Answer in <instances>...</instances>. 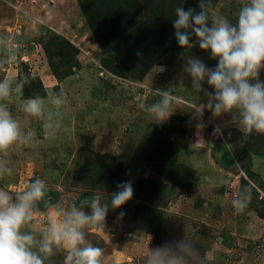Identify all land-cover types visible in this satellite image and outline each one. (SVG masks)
<instances>
[{
  "label": "rangeland",
  "instance_id": "1",
  "mask_svg": "<svg viewBox=\"0 0 264 264\" xmlns=\"http://www.w3.org/2000/svg\"><path fill=\"white\" fill-rule=\"evenodd\" d=\"M162 1L159 14L167 17L172 2ZM198 2L178 0L177 6L199 12ZM245 2L211 0L210 15L235 22ZM173 21L166 22L169 29ZM0 39L10 40L18 53L0 68V79L28 78L23 95L9 102L14 116L23 118L20 107L27 98H46L61 88L68 97L55 138L45 137L42 122L32 119V146L14 148L5 157L13 175L0 181V187L15 195L37 178L48 185L47 206L41 203L34 216L38 226L54 218L58 208L81 206L92 194L108 203L118 183L131 181L133 198L120 209H109L103 230L89 232L88 240L104 250L103 264H146L150 249L183 239L185 232L202 253H210L211 264H264V147L252 136L243 137L230 115L211 120L205 110L206 127L198 132L192 110L207 97L193 93L190 77L181 75L184 60L179 54L184 49L167 52L146 74H131L123 66V75H116L103 65L107 52L77 0H0ZM188 55L210 68L218 63L198 44ZM160 66L166 70L159 71ZM260 79L264 81V70ZM169 87L175 97L173 114L162 124L176 122L186 131L177 167L137 159L147 132L149 137L164 134L151 130L162 124L150 123L140 104L158 102V91ZM204 87L213 91L207 83ZM249 186L251 201L236 215L232 196ZM146 208L162 215L160 245L147 232L153 221L140 214ZM120 212L125 216L118 221ZM46 264H62V257Z\"/></svg>",
  "mask_w": 264,
  "mask_h": 264
},
{
  "label": "clouds",
  "instance_id": "2",
  "mask_svg": "<svg viewBox=\"0 0 264 264\" xmlns=\"http://www.w3.org/2000/svg\"><path fill=\"white\" fill-rule=\"evenodd\" d=\"M211 0H199V12L194 8L177 7L173 27L184 60L181 75L191 79V91L207 97L206 103L192 110L198 132L206 127L205 110L211 120L225 115L232 117L244 136L253 134L264 137V0H246L235 13V22L228 17L213 19L210 15ZM211 20V26L209 21ZM193 35L196 40L193 42ZM199 45L210 59L217 60L214 68L201 59L188 55V50ZM10 40L0 39V68L12 63L17 55ZM164 66L159 71H165ZM28 78L0 79V181L13 175L5 158L14 148L32 146L34 132L29 127L32 119L42 122L44 136L55 138L61 128L63 108L68 103L66 92H49L23 100L20 111L23 118L13 115L9 102L22 96ZM213 89L208 91L204 84ZM160 100L150 105L140 104L150 123L162 124L173 114L175 97L172 87L158 91ZM231 150L230 145H226ZM108 203L101 196L92 194L81 206L58 208L54 218L40 227L34 216L41 203L47 206L48 185L35 179L22 191L13 195L0 187V264H46L54 257H62V264H103L104 250L88 240L93 229L103 230L109 209H120L134 196L131 181L117 185ZM251 201V187L236 191L231 199L234 214H243ZM90 209L86 211L85 209ZM120 212L117 220H122ZM146 264H211V255L203 253L185 232L184 238L166 242L150 249Z\"/></svg>",
  "mask_w": 264,
  "mask_h": 264
},
{
  "label": "trees",
  "instance_id": "3",
  "mask_svg": "<svg viewBox=\"0 0 264 264\" xmlns=\"http://www.w3.org/2000/svg\"><path fill=\"white\" fill-rule=\"evenodd\" d=\"M77 1L91 33L101 49L107 52L102 59L103 65L116 75H123V66L131 74H146L167 52L182 49L175 38V29H169L170 22L166 24L176 18L178 0L170 1L171 15L167 17L159 14L163 10L162 0ZM153 128L161 129L164 134L149 137L150 131L147 132L137 150V159L169 162L177 167L186 131L176 122L151 126V130ZM252 138L264 147V137L253 134ZM146 209L140 214L148 215L149 223L153 221L147 232L153 236L155 244L160 245L158 231L161 230L162 215L159 211Z\"/></svg>",
  "mask_w": 264,
  "mask_h": 264
}]
</instances>
